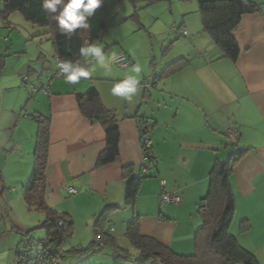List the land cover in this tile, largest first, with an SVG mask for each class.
Returning a JSON list of instances; mask_svg holds the SVG:
<instances>
[{"label": "crops", "instance_id": "1", "mask_svg": "<svg viewBox=\"0 0 264 264\" xmlns=\"http://www.w3.org/2000/svg\"><path fill=\"white\" fill-rule=\"evenodd\" d=\"M202 1L209 0L169 2L173 19L187 32L186 36L178 33L185 38L178 43L179 58L145 67L131 48L122 47L123 52L114 49L109 58L125 53L129 60L126 71L114 65L115 60H109L110 72L96 62L89 64L85 69L95 70L77 84L53 78V71L41 72L32 67L26 75L18 74L22 78L13 76L16 84L11 85L17 90L19 78L27 87L20 90L25 91L24 99L14 96L17 90L13 87L0 96V200L5 205L14 201L20 207L24 225L22 230L18 228L23 231L21 241L15 239L7 248L0 246V264H15L16 248L36 228H30L35 225L34 211L29 210L23 197L35 163L39 125L35 126L34 115L50 119L48 204L73 219V239L80 235L91 237L90 243L78 240L73 248L89 246L98 217L107 208L116 207L107 230L115 227L111 234L118 244L120 238L127 239L128 223L138 216L142 236L156 239L176 254L193 255L196 234L202 226L198 210L208 191L212 167L218 160L226 161L240 150H247L231 177L236 202L231 231L237 226V233L232 234L256 255L260 264L264 263L258 257V253L264 254V0H250L260 5V11L243 16L233 33L240 48L236 61L223 58L221 50L203 31L199 14ZM174 5H178L177 10ZM117 24L102 37L101 42L107 47L104 52L110 45H119L122 24ZM4 58L0 60V73L5 68ZM182 58L189 60L184 70L160 78L167 66ZM37 60L44 62L46 57L40 54ZM137 63L141 66L139 74L131 71ZM137 75L135 93H129L128 98L112 94L115 83ZM49 79L48 91L44 92ZM148 81L150 88L145 87ZM29 84L31 95L34 87L40 90L33 95L37 99L31 104ZM92 89L98 91L120 127V158L101 168H97V161L107 147L106 134L99 124L91 123L81 113L77 101V96ZM142 122L152 126L148 137L156 165L149 170L131 206L126 203L128 177H141L144 162ZM231 129L239 131V140L229 147ZM126 168L133 173L126 176ZM161 181L166 182L168 193L182 197L180 205L161 207ZM69 189L76 193L70 194ZM40 216L44 217L38 218L42 225L46 217ZM242 221H248L250 226L244 233L240 229ZM16 225L19 224H13V229H17ZM1 230L2 222L0 233ZM7 233H1L0 241Z\"/></svg>", "mask_w": 264, "mask_h": 264}, {"label": "trees", "instance_id": "2", "mask_svg": "<svg viewBox=\"0 0 264 264\" xmlns=\"http://www.w3.org/2000/svg\"><path fill=\"white\" fill-rule=\"evenodd\" d=\"M125 0H103L101 6L88 18L87 28H78L73 33L60 29L56 16L62 11L59 5L55 13L43 8L44 0H3L0 16L7 18L13 13H20L25 20L49 29L56 58L71 61L86 68L94 60L80 54L82 47L98 44L106 31L115 26L112 19L118 7ZM134 5L145 3L147 6L170 0H130ZM66 2V0H65ZM260 5L250 0H209L199 3L203 31L207 33L221 50L223 58L236 61L240 48L233 35L243 16L256 14ZM121 22L120 24H123ZM118 25V24H117ZM189 65L187 58L179 59L165 68L160 78L181 72ZM157 79H154L156 83ZM81 113L93 124H99L106 134L107 147L100 154L97 168L115 163L120 158V127L114 114L108 110L97 90L77 96ZM39 125L34 169L30 180L23 188V197L30 211L45 214V221L39 227L45 232V239L40 241L50 253L63 255L61 246L75 232L73 219L65 213H59L50 207L47 201L48 182L46 170L50 145V119L34 116ZM142 136L152 129L149 123H141ZM235 144V143H234ZM247 150H240L226 161H216L209 174V186L206 196L201 200L199 216L202 226L196 234V252L190 256L176 254L154 238L144 237L140 233L139 217L128 223L126 238L137 250L133 256L129 250L122 249L108 229L110 215L116 207L107 208L94 225V240L87 247L73 248L71 253L81 257L96 253L105 247L113 249L114 264H260L258 258L244 248L231 233V226L236 216L235 195L231 177L236 163L243 158ZM131 168L125 169V175L132 174ZM148 175L128 177L126 203L133 206L140 193L142 182ZM3 216L0 214V223ZM250 228L248 221L241 222V232ZM34 231L27 234L31 236ZM23 243V242H22ZM21 243V244H22ZM55 246L57 249L53 250ZM18 248V247H17Z\"/></svg>", "mask_w": 264, "mask_h": 264}, {"label": "rangeland", "instance_id": "3", "mask_svg": "<svg viewBox=\"0 0 264 264\" xmlns=\"http://www.w3.org/2000/svg\"><path fill=\"white\" fill-rule=\"evenodd\" d=\"M58 6L59 5H57V9ZM174 6V9L177 10L178 5ZM2 9L3 0H0V11ZM121 22L124 23L119 30V45H110L107 51L104 52L106 57H109L114 49L123 52L122 47H129L137 54L141 64L145 67H149L151 64L160 65L162 62L172 60V58H179L176 57L179 56L177 55L179 52L178 43L185 38H181L178 33H174L171 29L173 25L179 26L180 23L173 19L169 1L158 2L147 6L145 3H137V5H134L130 0H125L118 7L112 19V23L114 24ZM48 32V28L37 26L25 20L18 12L11 14L7 18L0 16V60L5 57V68H3V72L0 73V96H2L3 93L12 91V87L17 90V87L11 85L16 84V79L13 76L21 74V72L26 75L25 73H27L29 67L35 68L41 72L43 70L55 71L56 63L53 43ZM98 44L104 46L103 51L107 48L101 41ZM40 54L46 57V61L37 60ZM95 62L94 59L90 64ZM18 76L21 78L23 77V75ZM21 78H19L20 84L18 88H20V90L26 89L25 87L27 86H24ZM32 82L33 81H31L30 84H33ZM30 84L27 88L30 99L27 101L31 104L37 99V96L33 97V95H31L30 91L32 85ZM20 90H17L14 96L24 99L26 96L25 91ZM36 122L35 126L37 127L38 123ZM228 146L232 147L231 142ZM0 214L3 216L1 233L3 231L8 232L6 234L8 236L4 235L6 238L2 237L3 239L0 241V246L2 248H7L15 239L21 241L23 238V231H19L18 228L21 230L23 228L22 226L24 224H22L21 221H23L24 212L20 211V207H18L14 201L5 205L4 201L0 200ZM32 215L35 217L33 220L35 225L33 224L34 226L30 228H36L33 229L34 232L31 236L28 237L26 235L24 237V243L28 242L30 238H33L36 243L45 239V232L39 229L41 223L38 221V218H44L40 215L45 216V214L34 211ZM16 223L19 225H16L17 229H13V224ZM236 227L237 226L233 228L231 233H237ZM73 237L67 238L61 246L62 251L66 253L64 264H78L79 262L82 264H114V259L112 257L113 249L110 247H105L101 251L100 248H97L96 253L85 257L71 253L78 240L91 242L90 236L82 237L80 235L77 239H73ZM119 241V245L122 249L129 250L133 256L137 255V250L130 244L128 239L120 238ZM52 249L56 250L57 248L53 246ZM6 257L7 255H5V258ZM258 257L261 258L262 261L264 260V254L258 253Z\"/></svg>", "mask_w": 264, "mask_h": 264}, {"label": "clouds", "instance_id": "4", "mask_svg": "<svg viewBox=\"0 0 264 264\" xmlns=\"http://www.w3.org/2000/svg\"><path fill=\"white\" fill-rule=\"evenodd\" d=\"M103 0H44L43 8L52 13L57 11V5H63L62 11L55 17L61 30L67 33H73L78 28H87L88 18L91 17L96 9H98ZM103 45L93 43L88 47H82L80 54L85 57H92L95 59L96 64L110 72L109 60H116V56L106 57L103 51ZM57 67L60 73L65 76V80L70 84H77L81 78L87 79L95 68L85 69L79 64H74L71 61H62ZM132 72L139 74L141 66L137 63L131 69ZM138 75L129 76L128 78L117 82L111 88L113 95L118 97L128 98L129 93L137 91L136 85L138 84Z\"/></svg>", "mask_w": 264, "mask_h": 264}, {"label": "built area", "instance_id": "5", "mask_svg": "<svg viewBox=\"0 0 264 264\" xmlns=\"http://www.w3.org/2000/svg\"><path fill=\"white\" fill-rule=\"evenodd\" d=\"M174 33H179L183 36L187 35V32L182 30L181 27L174 25L172 27ZM60 61L56 58V68L53 73V78L65 79V76L60 73L57 65ZM80 65V64H79ZM114 65L123 69L124 71L129 68V60L125 54H120L116 57ZM26 80V78L24 79ZM52 79H49V83L43 88L44 92L48 91L49 84ZM146 88L151 87V83H145ZM40 90L36 87L32 89L33 95L35 96ZM228 137L231 143H236L239 140V131L237 129H231L228 131ZM142 148L144 152V162L142 165V175H148L149 170L156 165L155 160L151 156L152 142L148 135L142 136ZM166 182L161 181L162 194L160 197L161 207L164 208L167 205H180L182 203V197L177 194H170L166 191ZM70 194H75L74 189L68 190ZM110 233L115 232V227L109 228ZM17 259L15 264H64L65 258L63 255L50 253L42 243H36L33 238H30L28 242H23L17 248Z\"/></svg>", "mask_w": 264, "mask_h": 264}]
</instances>
